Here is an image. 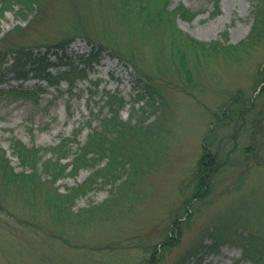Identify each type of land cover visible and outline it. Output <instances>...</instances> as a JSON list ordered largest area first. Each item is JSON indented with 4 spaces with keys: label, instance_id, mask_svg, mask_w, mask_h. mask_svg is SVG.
<instances>
[{
    "label": "rangeland",
    "instance_id": "1",
    "mask_svg": "<svg viewBox=\"0 0 264 264\" xmlns=\"http://www.w3.org/2000/svg\"><path fill=\"white\" fill-rule=\"evenodd\" d=\"M255 4V0H219L218 13L213 17L212 0H169L167 9L183 6L198 13L191 20L175 18V26L183 34L206 44L218 40L223 45H235L244 40L250 30ZM76 16L89 31L90 40L99 39V29L108 26L118 33L119 42L126 41L124 25L115 22L111 12L101 9L97 0H52L47 16L26 31L24 43L55 44L71 30ZM15 25L24 26L25 21L17 19L13 10L6 11L0 19V36ZM222 33H226V41L221 37ZM67 41L64 50L57 53L62 64L50 57L51 72L64 69L67 65L64 58L80 64L92 55V43L85 38L74 37ZM163 43V33L146 38L141 46L140 63L144 69L147 63L152 64L150 54L157 48L162 49L158 54L160 62H168V52L160 47ZM39 50L42 52L44 48ZM49 51L55 52V48L50 46ZM263 65L264 42L249 59L242 58L239 62L223 56L209 59L200 71H192V84L183 81L184 85L177 87L172 74L168 84L157 80L168 99L164 112L168 129L165 147L152 168L138 181L135 191L116 193L110 216L103 223L83 225L75 222L70 226L58 223L55 226L42 207L29 211L12 194L0 197V264H144L154 258L153 264H173L192 245H210L211 240L205 232L217 221L216 216L238 209L257 219L260 208L264 209V118L255 134L257 161L242 160V149L250 143V117L254 111L247 116L235 143L230 138L232 124L218 128L216 140L222 141V154L232 147L235 150L215 176L213 192L204 201H192V208H186V214L192 212L188 222L181 204L192 191L190 177L211 124V112L218 111L237 90H241L244 98L256 96L264 82L256 85L255 75ZM138 79L132 67L102 53L99 61L89 69L86 80L78 82L73 93H68L66 83L61 82L57 91L45 88L38 93L37 101L33 97L9 99L1 96L0 148L5 151L11 167L15 172L22 170L11 154L12 140H18L26 147L54 146L61 138L70 137L74 129L82 127L77 139L83 143L90 129L97 127L99 118L107 112L102 100L106 92L122 98L124 106L119 112L122 120H127L140 107L144 109L141 103L131 107ZM4 80L6 82L0 86L4 89L17 84L11 79V73ZM34 82L28 80L23 87H31ZM91 83H98V87L89 103L85 88ZM261 100H264L263 95L259 102ZM259 159L261 163H258ZM88 175L89 170L82 169L75 176L57 181L56 185L63 192L65 188L81 183ZM108 196V186L95 187L76 199L72 211L98 205ZM177 230L180 236L176 244L164 248L163 237L167 234L175 238ZM154 246L155 251L152 250ZM239 259L240 249L224 244L215 253L189 257L185 264H252Z\"/></svg>",
    "mask_w": 264,
    "mask_h": 264
},
{
    "label": "trees",
    "instance_id": "2",
    "mask_svg": "<svg viewBox=\"0 0 264 264\" xmlns=\"http://www.w3.org/2000/svg\"><path fill=\"white\" fill-rule=\"evenodd\" d=\"M51 1L0 0V19L6 11L13 10L17 19L25 21L24 26L15 25L0 36V86L6 82L4 79L8 73H11V79L17 82L15 86L6 89L0 87V97H33L37 101L38 93L45 91V88L57 91L61 82L66 83L68 93H73L77 83L86 80L89 69L99 61L100 55L106 53L112 58H117L125 66L132 67L137 73L138 87L134 90L131 107L141 103L145 108L140 107V110L134 111L127 120H122L119 115L124 106L122 98L116 93L106 92L102 100L107 112L99 118L98 126L90 129L83 143L77 139L82 127L74 129L70 137L61 138L54 146L26 147L20 141L12 140L11 154L16 157L22 170L15 172L5 151L0 148V197L12 194V197L29 211L42 207L50 215L51 224L55 226L58 223L70 226L75 222L83 225L93 222L100 224L110 216L116 193L122 194L129 190L131 192L133 189L135 191L138 181L152 168L165 147L168 129L164 112L168 107V99L157 80L161 79L168 84L172 74L175 76V86H183V81L192 84V71H200L209 59L223 56L227 60L239 62L242 58H251L253 51L264 42V0H255L250 30L244 40L235 45H223L218 40L206 44L183 34L175 26V18L191 20L198 13L183 6L168 10L169 0H97L101 9L111 12L115 22L124 25L126 41L123 43L117 39L118 33L108 26L99 29V39L90 40L89 31L77 16L72 21L71 30L55 44L39 46L24 43L26 31L47 16ZM212 1L214 10L211 17L218 13L219 0ZM159 33L164 35V43L160 47L166 49L163 50L165 53L168 52V62H160L158 54L162 49L159 51L153 46L157 49L153 51H156L155 53L150 54L152 64L147 63L148 66L144 69L140 63L143 57L141 46L146 38L156 37ZM74 37H83L92 43V55L80 64H74L64 58V63L67 64L64 69L51 72L53 65L50 63V57L53 56L57 64H62L57 53L63 51L69 42L67 40L72 41ZM221 37L226 41V33H222ZM50 46L55 48V52L49 51ZM41 47L44 48L42 52L39 50ZM255 79L256 85L264 82V65L257 70ZM28 80L35 82L31 87H23V83ZM97 87L98 83H91L85 88L89 103L92 102ZM262 95L264 96V83L260 85L254 97L244 98L241 90H237L218 111L211 112V124L202 140L201 152L190 177L192 191L181 204L185 214L187 207L192 208V201H204L213 192L215 176L235 150V147H232L222 154V141L216 140L218 128L232 124L230 138L235 143L247 116L253 111L250 117V143L242 149V160L257 161L255 134L264 118V100L259 102ZM89 112L92 114L91 110ZM86 125L90 126V123L87 122ZM261 162L259 159L258 163ZM262 163L264 165V162ZM82 169L89 170L85 180L65 188L63 192L59 191L57 181L75 176ZM106 186L109 196L102 203L77 212L72 211L77 198L86 195L95 187ZM191 214L192 212L186 214V222ZM215 219L217 221L205 232L211 240L210 245H192L179 261L173 264H185L189 257L198 254L215 253L224 244L240 249L239 261L264 264V209L260 208L257 219H253L247 211L242 213L238 209L229 210L228 214L218 215ZM176 225L174 223V226ZM176 233L175 238L167 234L163 237L161 243L164 248L176 244L180 231L177 230ZM154 247L153 251L156 250ZM155 261L154 258L144 264H153Z\"/></svg>",
    "mask_w": 264,
    "mask_h": 264
}]
</instances>
